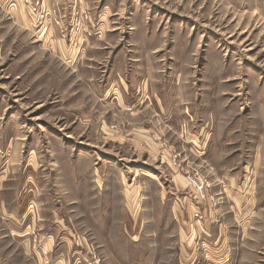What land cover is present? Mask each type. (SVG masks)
Wrapping results in <instances>:
<instances>
[{"label": "rangeland", "instance_id": "374dc122", "mask_svg": "<svg viewBox=\"0 0 264 264\" xmlns=\"http://www.w3.org/2000/svg\"><path fill=\"white\" fill-rule=\"evenodd\" d=\"M7 223L0 264H264V0H0Z\"/></svg>", "mask_w": 264, "mask_h": 264}, {"label": "crops", "instance_id": "0c3cea01", "mask_svg": "<svg viewBox=\"0 0 264 264\" xmlns=\"http://www.w3.org/2000/svg\"><path fill=\"white\" fill-rule=\"evenodd\" d=\"M10 223H12V222H10ZM7 225L9 227L8 230L0 232V238L5 239L8 242L7 245L11 247L12 245L15 244V242L20 240L21 232L16 231L17 229H14V227L11 224L7 223ZM1 235H4V236H1ZM11 248H13V247H11ZM14 253H16V252H14ZM22 263L20 262L19 264H22ZM10 264H13V262Z\"/></svg>", "mask_w": 264, "mask_h": 264}, {"label": "built area", "instance_id": "2783aa9c", "mask_svg": "<svg viewBox=\"0 0 264 264\" xmlns=\"http://www.w3.org/2000/svg\"><path fill=\"white\" fill-rule=\"evenodd\" d=\"M187 179L189 183L191 184V186L193 187L192 189L194 190V192L200 195L201 197H204L205 186H204L203 181L200 178L194 176L193 174L187 175Z\"/></svg>", "mask_w": 264, "mask_h": 264}]
</instances>
